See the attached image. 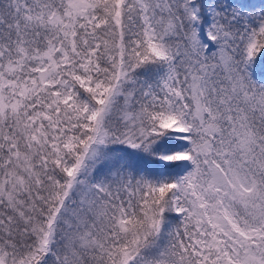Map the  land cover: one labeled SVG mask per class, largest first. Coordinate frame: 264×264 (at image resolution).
Returning <instances> with one entry per match:
<instances>
[{"label":"snow or ice","instance_id":"snow-or-ice-1","mask_svg":"<svg viewBox=\"0 0 264 264\" xmlns=\"http://www.w3.org/2000/svg\"><path fill=\"white\" fill-rule=\"evenodd\" d=\"M0 264H264V0H0Z\"/></svg>","mask_w":264,"mask_h":264}]
</instances>
